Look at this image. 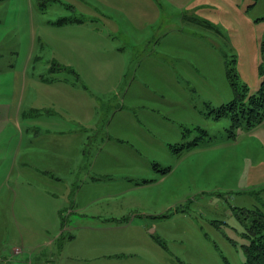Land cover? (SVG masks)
Wrapping results in <instances>:
<instances>
[{"label":"rangeland","instance_id":"obj_1","mask_svg":"<svg viewBox=\"0 0 264 264\" xmlns=\"http://www.w3.org/2000/svg\"><path fill=\"white\" fill-rule=\"evenodd\" d=\"M174 1L185 3L182 10L174 8L173 1L167 2L171 8L160 9V21L170 19L165 24L168 31L164 39L181 44L173 51L184 59L186 69H193L196 78L187 75L190 80L180 82L183 94L178 97L167 94L166 101L171 103L168 107H178L169 117L173 135L165 132L161 138L163 144L143 148L129 135L130 128L122 125L120 134L125 136L118 142V173L115 174L118 178H114L118 179V203L100 198L96 205L73 214V205L79 200L71 191L64 195L58 190V195L51 198L41 194L37 208L31 206L33 201L30 199L21 203L16 199L13 192L18 193L19 185L15 186L14 179L9 183V170L5 168L18 141L11 129L9 133L14 145L3 152L2 162L4 158L7 162L0 168V264L245 263L243 246L248 240L243 234L251 219L242 220L240 215L246 214L243 210L256 211L264 206V121L251 129L231 132L229 118L219 121L204 118L199 110L205 111L206 102L219 107L235 98L228 69L238 76L239 87L246 85L250 94L259 90L263 78L260 67L264 63L261 53L264 0ZM148 2L153 0L2 1L0 67L13 64L21 68L28 59L31 45L35 44L34 56L41 58L33 62L30 75L49 76L50 63L57 64L55 58H58L64 64L62 67L72 69L75 74L61 71L54 78H74L76 83L85 86L84 76L78 72L84 69L78 50H73L77 53L74 54L65 48L70 30L75 47L82 46L78 40L80 34L90 40V50L95 43L100 45L102 42L100 57L96 50L94 56L109 61L106 66L101 65L105 68L101 72H108L107 79L89 81L96 89L93 91L96 99H90L89 106L97 105L100 101L97 98L104 100L112 96L115 99L118 95V106L123 100L126 106L133 107L135 95L143 99L139 105L159 108L153 100L156 83L148 78L147 63L141 60L143 54L152 51L147 49L151 43L148 40L153 41L154 23L158 18ZM194 8L198 9L194 17L199 21L195 20L202 25L208 24L219 34L182 20L183 11L186 9L188 14L187 11ZM119 11H126L133 18L138 34L131 33L130 36H138L142 46L139 52L126 48V56L132 53L135 56L116 80L122 69L119 71L118 61H110L116 54L111 46L118 43L123 46L124 41L114 39L113 34L121 29L128 33L130 27ZM64 18L85 20L82 22L85 27L76 22L51 23ZM95 27L105 30V34L92 31ZM86 28L91 29L87 31ZM107 40L108 45H104ZM83 52L89 63L95 62L90 51ZM68 61L72 63L69 66L66 65ZM123 94L125 99H122ZM43 96L52 99L49 93L44 92ZM58 100L61 104L65 98L60 96ZM78 100L82 104L84 97L76 95V105ZM193 100L197 106H203L198 108L196 116L182 110ZM92 111L93 108L85 111L75 108L70 116L61 110L58 121L64 122L63 117L88 121ZM202 130L209 134L204 136ZM193 141L198 144L180 150L183 144ZM138 150H142V154L133 156ZM8 152L9 156H6ZM162 170L168 172L164 174ZM131 184L139 187L130 191ZM102 190L103 187L100 193ZM116 204L118 226L111 225L108 219L93 217L98 208ZM61 218L66 221L64 231Z\"/></svg>","mask_w":264,"mask_h":264},{"label":"crops","instance_id":"obj_2","mask_svg":"<svg viewBox=\"0 0 264 264\" xmlns=\"http://www.w3.org/2000/svg\"><path fill=\"white\" fill-rule=\"evenodd\" d=\"M2 1L5 0H0V2ZM172 1L176 4L174 0H153V2H148L149 7L154 9L158 18L154 23L153 41H150L152 39L148 40L151 43L147 49L151 48L152 51L143 54L141 58L142 62L145 61L147 63L146 73L148 78L156 83L153 100L158 103L155 104L159 108L156 107L157 105H155L156 108L139 105V102L143 101V99L141 96L136 98L135 95L132 100V102H135L133 107L131 105L126 106L123 100L118 106V95H115V99L112 96H109V98L105 97L104 100L97 98L100 100L99 103L93 107L89 106L90 99L96 97L93 95V91L96 89L92 87L89 81L100 82V79L106 80L108 72H101L105 69L101 65L106 66L109 61L99 60V54H101L99 49L103 50V47H101L102 42L100 45L95 43L94 48L90 50V40L84 35L80 36V34L78 40L82 42V46L75 47L73 43L74 37L71 35L70 30L67 32L69 41H67V47L65 48L67 52L78 50L77 53L84 64V69L78 70V72L83 74L84 78L82 80L86 81V83L84 82L86 87L76 83L74 78H54V75L59 72L53 73L51 70L52 66L49 68V76H43L41 73L38 75L31 73L30 75L29 71L33 62L41 58L40 56H34L35 44L31 45L28 59L21 68H17L13 64L4 68L0 67V168L7 160L4 158L2 162L1 156L3 152H7L9 147L14 145L9 133L13 129L15 132H12V135L18 138V141L5 168L9 170V183L14 179L15 186L19 185V196L18 193L13 192L19 203L30 199L33 201L31 206L37 208V200H40L39 195L46 194V196L51 198L58 195V190H61L64 195L71 191L73 197L79 200V203L75 202L73 205V214L84 212L90 206L96 205L100 198L118 203V179L114 178H118V175H115L118 173V142L124 139L125 136L120 134L122 125L126 129L130 128L129 135L135 138V143L143 148L163 144L162 135L165 132L169 136L173 135L170 130L172 126L169 117L171 116V111L173 109L177 110L178 107H168L171 103L166 101V97L168 98L167 94L169 93L170 96L173 95L174 97H178L181 93L183 94L179 85L180 82L189 81L190 79H187V75L195 79L196 74H194L193 69H186L184 59L179 58L178 52L173 51L176 50L175 48H179L181 44L172 41L168 42L164 39L168 31L165 24H168L170 19L160 21V9L171 8L168 3ZM184 4L177 3L174 8L182 10L181 7H184ZM194 9L188 10V14L185 13V9L182 20L191 25L196 23L197 26L211 31L214 30L219 34V31L208 24L202 25L198 23L197 21L199 20L194 17L198 9ZM118 13L129 21L130 27L128 33L125 29H121L113 34L114 39L120 38L124 41L123 46L119 43L111 46L112 50H116V54L111 57L110 61H118L119 71L122 69L116 80L122 73L124 74L125 65L135 56L134 53L126 56V48H132L139 52L142 46V43H140L142 41L137 39L138 36L136 38L130 36L131 33L138 34L133 18L126 11H119ZM152 13L155 15L153 11ZM83 21L85 22V20H82L76 21V23H81V26L85 27L82 24ZM209 24L211 25V23ZM86 29L88 31L91 28ZM93 30L97 31V33L105 34V30L101 28L95 27ZM106 37L108 39V36ZM104 45H108V40ZM0 47L2 46L0 45ZM95 50L99 57L94 56ZM76 51H73V53L77 54ZM83 51H90V56L95 62L89 63ZM55 59L58 65H64L58 58ZM50 64L53 65V63ZM71 64L69 61L66 63L68 66ZM7 72L8 74H4ZM132 85L133 82L129 85L127 92ZM189 88L192 90V85ZM141 89L143 90V86H141ZM44 92L49 93L53 100L46 99L43 96ZM76 95L84 97L82 104H79L78 100L76 105ZM60 96L64 97L65 101L61 100L62 103H59V105L58 97ZM85 97L87 99L86 102ZM160 97L165 99L160 100ZM122 99H125L124 94ZM60 107L61 110L67 112L70 116H73L75 108H80L81 111L93 108V111L92 115L88 114V121H79L80 119L74 120L72 118L65 119L63 117L61 120L64 122L60 123L58 121V111H61ZM205 107V111L199 110L200 115H203L204 118L214 119L209 112L212 108L217 107H213L208 102L205 103ZM198 108H203V106H197L193 100L190 106H186L182 110L191 111L196 116ZM60 125L62 126L60 127ZM124 133H126V130ZM183 135L182 133V138ZM86 148H89V151ZM92 149L93 152H90ZM9 152L5 155L9 156ZM136 153L132 155H141L142 150H138ZM132 185L130 186V191L139 187L136 184L135 186ZM101 187H103L102 193H100ZM59 215L60 217L63 216L61 213ZM93 217L108 219L111 225L118 226V221L116 220L118 219V204L105 209L103 207L98 208L93 213ZM62 226V231H64L66 228L65 220H62Z\"/></svg>","mask_w":264,"mask_h":264},{"label":"trees","instance_id":"obj_3","mask_svg":"<svg viewBox=\"0 0 264 264\" xmlns=\"http://www.w3.org/2000/svg\"><path fill=\"white\" fill-rule=\"evenodd\" d=\"M76 21H82L78 18L76 19H61L54 24L62 25L67 23H73ZM261 53L264 61V41L261 45ZM52 72H61L68 71L75 74V72L66 67H62L58 64L53 63ZM260 74L262 75V82L259 90L250 94L249 89L246 85L241 87L236 83V74H233L231 69L227 70L228 79L231 83V86L235 89L236 96L235 98L227 104H223L217 108H212L209 112L211 116L216 120L222 118L230 119V128L231 131H236L240 128L251 129L261 124L264 121V63L260 67ZM231 131V132H232ZM202 133L207 135V131L202 130ZM203 137V136H202ZM198 143L196 141L183 144L181 149L191 148L196 146ZM165 174L168 170H162ZM243 209H241L242 211ZM246 213L240 215L242 220H246L248 217L251 219V223L246 227V232L243 236L248 240V244L243 246L245 253V263L244 264H264V206L262 209L256 211L243 210Z\"/></svg>","mask_w":264,"mask_h":264},{"label":"built area","instance_id":"obj_4","mask_svg":"<svg viewBox=\"0 0 264 264\" xmlns=\"http://www.w3.org/2000/svg\"><path fill=\"white\" fill-rule=\"evenodd\" d=\"M31 264V263H30ZM48 264H54V263H48Z\"/></svg>","mask_w":264,"mask_h":264}]
</instances>
